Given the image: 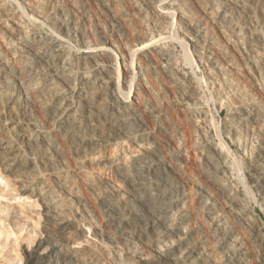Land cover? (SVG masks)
<instances>
[{
  "label": "rangeland",
  "instance_id": "1",
  "mask_svg": "<svg viewBox=\"0 0 264 264\" xmlns=\"http://www.w3.org/2000/svg\"><path fill=\"white\" fill-rule=\"evenodd\" d=\"M73 86L87 97L61 126L51 109ZM262 98L264 0H0V264L50 253V219L73 227L61 246L73 264L152 260L169 241L152 215L169 198L185 205L167 220L186 215L197 252L167 264H264ZM118 226L144 232L134 255L114 247Z\"/></svg>",
  "mask_w": 264,
  "mask_h": 264
},
{
  "label": "bare ground",
  "instance_id": "2",
  "mask_svg": "<svg viewBox=\"0 0 264 264\" xmlns=\"http://www.w3.org/2000/svg\"><path fill=\"white\" fill-rule=\"evenodd\" d=\"M171 4V3H170ZM43 7V6H42ZM116 10H117V8H116ZM214 10V9H213ZM59 12V11H58ZM216 13V12H215ZM193 14V13H192ZM158 15V14H157ZM109 16V15H108ZM149 16V15H148ZM162 16V15H161ZM165 16V15H164ZM157 17H159V16H157ZM165 19H166V16L164 17ZM225 18V17H224ZM158 19V18H157ZM159 19H161V18H159ZM162 20V19H161ZM158 21V20H157ZM179 21V20H178ZM160 22V21H159ZM180 23V22H179ZM213 23V22H212ZM201 24V23H200ZM122 25V24H121ZM213 25V24H212ZM165 26V25H164ZM3 27V26H2ZM145 27V26H144ZM161 29V28H160ZM166 29V28H165ZM162 30V29H161ZM196 31V30H195ZM223 32V31H222ZM197 33V32H196ZM3 34V33H2ZM197 36H198V34H197ZM3 37V36H2ZM4 38V37H3ZM194 38V37H193ZM165 39V38H164ZM170 39V38H169ZM192 40V39H191ZM132 41V40H131ZM7 42V41H6ZM10 42V41H9ZM48 42V41H47ZM142 42H145L144 40L142 41ZM142 42H139V44L140 43H142ZM194 43H196V42H194ZM225 43V42H224ZM138 45V44H137ZM151 46V45H150ZM161 46V45H160ZM163 46V45H162ZM196 46V45H195ZM147 47H149V46H147ZM164 47V46H163ZM162 47V48H163ZM166 47V46H165ZM43 48V47H42ZM144 47H141L140 49H138V51L139 50H141V49H143ZM157 48H158V46H157ZM156 48V49H157ZM165 49V48H164ZM186 49V48H185ZM159 50H160V48H159ZM200 51V50H199ZM233 51V50H232ZM136 52H137V50H136ZM141 52V51H140ZM147 52V51H146ZM149 52V51H148ZM161 52V51H160ZM162 52H163V50H162ZM162 52H161V54H162ZM166 52V51H165ZM169 52V51H168ZM167 52V53H168ZM171 52V51H170ZM38 53V52H37ZM83 53H88L87 51L86 52H83ZM144 53H145V51H144ZM159 53V52H158ZM172 53V52H171ZM137 54H139L138 52H137ZM160 54V55H161ZM170 54V53H169ZM186 54H187V49H186ZM146 55V54H145ZM155 55H156V53H155ZM171 55V54H170ZM102 56V57H101ZM149 56V55H148ZM163 56V55H162ZM162 56H158V57H160L159 59L160 60H162L161 59V57ZM75 57H76V59H78V60H81V59H83V60H86V62H88V60L90 59H94L95 60V66H99V62H98V58H100L101 60H103L104 61V56L103 55H97V56H94L93 58H89L88 56H82V58H79V57H77V55H75ZM107 57H108V55H107ZM110 57V56H109ZM108 57V58H109ZM142 58V57H141ZM163 58V57H162ZM71 58L69 57L68 58V61L66 60V62H67V64H68V62L70 63V60ZM53 60V59H52ZM109 60V59H108ZM123 60V59H122ZM122 60H120V62H121V65H122V71H123V73H124V76L122 77V81H123V83L129 78V80H130V74L128 73V71L126 70V67L124 66L125 64L123 63V61ZM160 60H159V62H160ZM167 60H168V56L166 55L165 56V58L163 59V62L161 63L162 65L163 64H165V62H167ZM186 60V59H185ZM63 61V60H62ZM115 62H117V61H115ZM63 63V62H62ZM77 63H79V62H77ZM162 65H160V66H162ZM207 66H210L209 64L207 65ZM110 67V66H109ZM233 67V66H232ZM233 68H235V67H233ZM236 69V68H235ZM96 70H98V69H96ZM98 72H100L101 73V75L103 74V71H98ZM246 72V71H245ZM258 74V73H257ZM90 76V75H89ZM248 76V75H247ZM185 77V76H184ZM86 78V77H85ZM234 78V77H233ZM238 79V78H237ZM93 80V81H92ZM109 80H110V78H109ZM184 80V79H183ZM182 80V81H183ZM187 80V79H186ZM185 80V81H186ZM85 81V80H84ZM111 81V80H110ZM110 81L109 82H107V83H105L106 85H107V88H108V90L109 91H112V88H110ZM192 81V80H191ZM223 81V80H222ZM86 82H87V80H86ZM88 82H92L93 84H97L98 83V79H95V77H91L90 79H88ZM127 82V81H126ZM130 82V81H129ZM129 82H128V84H129ZM215 82V81H214ZM231 82V81H230ZM234 84V83H233ZM257 84V83H256ZM122 85V84H121ZM124 85H127V84H125L124 83ZM240 85V84H239ZM94 86V85H93ZM92 86V87H93ZM215 86V85H214ZM121 87V86H120ZM243 87V86H242ZM247 87H249V86H247ZM258 87V86H257ZM69 89H66V91L65 92H63L64 94L62 95V97L60 98V97H57V98H60L59 99V101L57 102V104H55V106H51L52 107V109H51V116L52 117H54L55 118V123L56 124H59V125H64V124H66V122L67 123H69L68 121H69V119H70V116L74 113H72V111H74V106H73V104H72V102H71V100H72V98L73 97H75V96H77L78 98H80L81 100V102H83L86 98L85 97H87L86 95H85V93L81 90V89H79V90H77L76 88H74V86L73 87H68ZM145 88V87H144ZM183 88V87H182ZM237 88V87H236ZM195 89V88H194ZM228 89V88H227ZM238 89V88H237ZM259 89V88H258ZM84 90V89H83ZM232 90V89H231ZM239 90V89H238ZM242 90H244V89H242ZM21 91V90H20ZM122 92V91H121ZM128 92V91H127ZM136 92V91H135ZM244 92V91H243ZM113 93V95L115 96V98H117V101H119V98L116 96V94H114V91L112 92ZM126 93V92H125ZM132 93V92H131ZM123 94V93H122ZM121 94V95H122ZM127 94V93H126ZM125 94V95H126ZM138 94V93H137ZM124 95V94H123ZM183 94H181V96H182ZM192 95H194V94H192ZM136 95H135V93H132V94H130L129 95V97H126L128 100H126V101H121V103L122 104H125L124 106H126V107H131V106H133L135 103H137L136 101H135V99H134V97H135ZM137 97H138V95H137ZM183 97H184V95H183ZM186 97V96H185ZM191 97V96H190ZM193 97V96H192ZM195 97V96H194ZM125 98V99H126ZM222 98V97H221ZM189 99V98H188ZM191 99V98H190ZM223 99V98H222ZM262 99H264V98H262ZM182 100H183V98H182ZM89 101H90V99H89ZM138 101V100H137ZM190 101V100H189ZM79 102V101H78ZM86 102H88V101H86ZM56 103V102H55ZM90 103V102H89ZM92 103V102H91ZM90 103V104H91ZM187 103V102H186ZM88 104V103H87ZM220 104V103H219ZM82 105H83V103H82ZM231 105V104H230ZM238 105V104H237ZM78 107V106H77ZM236 109V108H235ZM242 110V109H241ZM76 112V111H75ZM233 112V111H232ZM240 112V111H239ZM231 113V112H230ZM76 114V113H75ZM237 114V113H236ZM243 114V113H242ZM193 115V114H192ZM240 115V114H239ZM233 116H234V114H233ZM238 116V115H237ZM241 116V115H240ZM244 116V115H243ZM157 116H155V118H156ZM194 117H195V115H194ZM193 117V118H194ZM199 117V116H198ZM197 118V117H196ZM200 118V117H199ZM248 119V118H247ZM247 119H245V120H247ZM67 120V121H66ZM193 120V119H192ZM242 120H243V118H242ZM244 121V120H243ZM194 122H195V120H194ZM246 122V121H245ZM196 123V122H195ZM194 123V124H195ZM200 123V122H199ZM73 124V123H72ZM197 124V123H196ZM88 125V124H87ZM197 126V125H196ZM198 127V126H197ZM200 127V126H199ZM121 134V133H120ZM237 134H238V132H237ZM133 138V137H132ZM134 140H136L135 139V137L133 138ZM132 139V140H133ZM237 141L238 142H240L239 144H240V151H241V149H242V147H243V145H242V143L244 142H242L241 143V140H238L237 139ZM107 143V146L106 145H104V144H106ZM245 143V142H244ZM94 144L96 145V148H95V150L94 151H99V153L101 152V150L103 149V148H108L110 145H111V141H110V139H103L102 137L100 138V139H98V140H96V142H94ZM177 144V143H176ZM124 145V144H123ZM180 145H182V142H181V144ZM92 146V145H91ZM175 146V145H174ZM177 146V145H176ZM197 146V145H196ZM181 148V147H180ZM215 148V147H214ZM213 148V149H214ZM218 148V147H217ZM177 149V148H176ZM194 149V148H193ZM216 149V148H215ZM7 150V149H6ZM5 150V151H6ZM173 150V149H172ZM218 150V149H217ZM264 150V149H263ZM175 151H179V149L178 150H175ZM182 151H184V150H182ZM219 151H220V148H219ZM3 152V151H2ZM10 152V151H9ZM13 152L14 151H12V154H13ZM242 152V151H241ZM4 153V152H3ZM3 153H2V155H3ZM11 153V152H10ZM9 153V154H10ZM264 153V152H263ZM9 154H7L8 156H6L5 158L4 157H2V161H4V164H6L5 162H6V159H10V157H9ZM98 154V153H97ZM148 154V153H147ZM181 154H184V153H181ZM219 153H217V155H218ZM99 155V154H98ZM1 156V155H0ZM5 156V155H4ZM186 155L184 154V156H183V158L185 157ZM247 156V155H246ZM250 157H246V158H248L249 160H250V162H251V160H252V157H251V155H249ZM7 157H9V158H7ZM180 158H181V160H182V157L181 156H179ZM188 157V156H187ZM218 157V156H217ZM203 158V157H202ZM186 160H187V158H185ZM222 159V158H221ZM11 160V159H10ZM97 160V159H96ZM121 161V160H120ZM185 161V160H184ZM0 162H1V159H0ZM111 162V161H110ZM179 162V161H178ZM207 162V161H206ZM211 162H213L212 160H211ZM113 163H114V161H113ZM113 163H112V165H113ZM190 163V162H189ZM116 164H118V163H116ZM188 164V163H187ZM225 164V163H224ZM120 164H118L117 166H119ZM185 165H186V163H185ZM190 165V164H189ZM1 166V165H0ZM4 166V165H3ZM188 166V165H187ZM225 166V165H224ZM9 167V166H8ZM217 167V166H216ZM5 168H7V167H5ZM223 168V167H222ZM12 169V168H11ZM119 169V168H118ZM227 169L228 168H226V169H221V170H223V171H225L226 170V172H227ZM9 170H10V168H9ZM219 174H221V173H219ZM225 174V173H224ZM227 174V173H226ZM216 175V174H215ZM223 175V174H222ZM216 176H219L218 174L216 175ZM225 176V175H224ZM226 177V176H225ZM218 178V177H217ZM222 178V177H221ZM219 181H220V179H219ZM221 181H225L224 179L222 180L221 179ZM220 183V182H219ZM222 183H220V185H221ZM263 185H264V181H263ZM226 187V185H223V187ZM178 192V191H177ZM174 200V198H169V199H166L163 203H162V206H163V208L161 207V209H162V211L160 210V208H159V210H158V213H155V214H153L152 216H154L156 219H157V221L156 220H154L153 221V225H152V229H150L151 228V226L149 225V229H150V232L152 231V233H153V230H154V232H156L157 230H160V229H162V233L164 234V235H168V236H166L167 238H169V241H167V242H162L161 241V243L160 244H162V245H160V244H157V245H154V249H153V256H154V259H150V258H141V257H139L138 258V261L136 262V264L138 263V264H154L155 262L156 263H160V264H167V262H169L170 260V262H172L173 261V263H176L177 261L176 260H178V258L180 257H184V256H186V255H188V260H192L193 258H194V255H196V247L195 246H193V247H191L190 246V242H189V237H190V230H189V227H188V221L187 220H185L186 219V215H183V214H181L182 216H181V221L178 223V224H171V222H169L167 219L169 218V216H170V214L173 212V208H174V206H175V208H177V207H180V208H184V203H183V201H182V199H180V200H177V201H173ZM48 201V200H47ZM204 202L205 203H203L202 202V209H201V213L202 214H204L205 213V215H209V217H211V210H213V206H211V204L209 203V201L208 200H204ZM50 203V202H49ZM49 203H48V205H49ZM52 204V203H51ZM53 205V204H52ZM47 206V205H46ZM58 206V205H57ZM50 207V206H49ZM54 207V206H53ZM47 210H49V209H47ZM161 211V212H160ZM160 212V213H159ZM213 214V213H212ZM175 215V214H174ZM204 215V216H205ZM55 217V216H54ZM157 217H159V219L157 218ZM58 218V217H57ZM139 218V217H138ZM148 218V217H147ZM173 218H174V216H173ZM183 218H185V219H183ZM179 219V218H178ZM51 220V226H49L47 229V238H46V244H48V245H50L52 248H51V251H50V253H48L47 255L45 254V255H39V254H37V252H36V250H33V251H31L30 253H28V255H27V261H26V264H73V263H75L78 259L80 260V258L82 259V257H80V258H78V255H76V252H75V254L73 253H71V252H69V253H67V252H62V249L64 248L63 246H62V240L64 239V237H65V234H66V231H69L70 229H72L71 227H70V225L69 224H59V223H57V221H56V219H50ZM133 220H134V218H133ZM185 220V221H184ZM62 221V220H61ZM65 221V220H64ZM147 221H149L150 222V218H148L147 219ZM146 220H145V222H147ZM132 222H134V221H132ZM216 222V221H215ZM62 223V222H61ZM257 223V222H256ZM253 224V223H252ZM255 224V223H254ZM254 224L252 225V226H254ZM258 224V223H257ZM117 225V224H116ZM122 225V224H121ZM144 225V224H143ZM214 225H215V223H214ZM75 226V225H74ZM256 226V225H255ZM258 227V226H257ZM117 228V227H116ZM215 228V227H214ZM218 228V227H217ZM216 229V228H215ZM75 230V229H74ZM139 230V229H138ZM78 231V230H77ZM80 232H82V231H80ZM145 232H147L148 233V231H146L145 230ZM76 232L74 231V233H72V234H75ZM134 233V232H133ZM218 233V232H217ZM76 235V234H75ZM79 235V234H78ZM226 235V234H225ZM77 236V235H76ZM136 238H142L143 236H145V234H144V232H136L135 233V235H134ZM134 236H132V234H129V233H126L125 231H123V229H121L119 226H118V230H117V232H116V237L114 238V237H111V240H112V242L115 244L114 245V247H119V245H121V244H123L122 246L125 248V250H127L126 252V254H128L129 256H132V255H134L135 253L134 252H132V249H133V245L132 244H136L134 241H132L135 237ZM215 236H217V235H215ZM80 237V236H79ZM216 238H218V237H216ZM143 239V238H142ZM66 240V239H65ZM74 240V239H73ZM68 241H70V240H68ZM223 241V240H222ZM121 244H120V243ZM219 242V241H218ZM221 242V241H220ZM219 242V243H220ZM224 244V243H223ZM137 245V244H136ZM220 246H221V244H219ZM225 245V244H224ZM42 246V245H41ZM63 248H62V247ZM66 246V245H65ZM80 246V245H79ZM132 246V247H131ZM223 246V245H222ZM226 246V245H225ZM39 247V246H38ZM62 248V249H61ZM191 248V249H190ZM242 248V247H241ZM151 249V248H150ZM223 249V248H222ZM236 250H238V248L236 249ZM37 251H38V249H37ZM66 251V250H65ZM239 251V250H238ZM91 252V251H90ZM236 253V252H235ZM83 254V253H82ZM87 254V253H86ZM89 254V256H90V253H88ZM80 255V254H79ZM85 256V255H84ZM88 256V257H89ZM111 256V255H110ZM228 255H226V257H227ZM87 257V256H86ZM85 258V257H84ZM117 259V258H116ZM95 260V259H94ZM194 260V259H193ZM198 260H199V258H198ZM81 261V260H80ZM83 261V260H82ZM89 261V260H88ZM87 261V262H88ZM119 261V260H118ZM227 261V260H226ZM96 262H98V261H96ZM228 262H229V260H228ZM77 263V262H76ZM155 263V264H156ZM78 264H79V262H78ZM93 264V263H92ZM94 264H96V263H94ZM199 264V263H198Z\"/></svg>",
  "mask_w": 264,
  "mask_h": 264
}]
</instances>
